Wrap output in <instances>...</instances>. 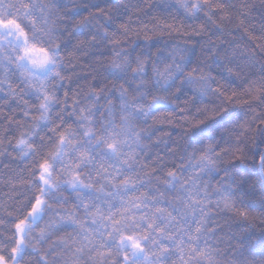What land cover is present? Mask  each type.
<instances>
[{
	"label": "clouds",
	"instance_id": "obj_1",
	"mask_svg": "<svg viewBox=\"0 0 264 264\" xmlns=\"http://www.w3.org/2000/svg\"><path fill=\"white\" fill-rule=\"evenodd\" d=\"M227 2L231 18L221 30L204 14L203 0H188L187 7L181 0H38L33 12L37 26L47 30L43 23L47 15L55 27L51 38L39 32L35 38L49 50L53 62L30 71L47 78L29 79L14 65H8L6 76L0 69V135L9 130L5 148L0 150L4 231L41 195L43 210L29 239L35 242L40 230L46 229L40 252L47 255L48 264H63L70 249L61 237L70 244L83 233L71 223L60 222L56 213L71 208L85 220L81 198L119 202L114 196L80 185L73 188L66 182L68 172L52 155L59 146L58 133L69 128L73 133L64 145L65 159H76L77 152L87 147L93 160L107 154L111 164H118L102 143H90L92 137L84 131L91 126L96 135L104 136L110 120L120 125L127 117L131 130L122 152L132 150L138 163L133 169L123 166L124 171L149 165L155 171L151 179L144 176L146 183L139 187L148 188L151 183L175 194L163 184L167 170L174 168L179 185L200 202L196 215L201 206L207 211L199 246L206 244L210 249L211 264H264V165L259 163L264 156V96L253 100L248 95L252 85L264 88V48H254L244 32L264 35V0ZM193 4H201V9L194 10ZM24 23L32 36V25ZM9 84L16 89L15 95ZM7 115L18 123L8 124ZM21 133L32 145L30 152L16 146ZM136 133L140 145L133 142ZM202 155L214 165L208 166ZM45 158L55 185L51 188L36 178L37 164ZM79 171L85 181L96 178L94 164H84ZM106 190L114 191L108 185ZM225 194L231 208L220 202ZM175 215L170 230L177 238L187 239L191 213L186 219ZM85 226L105 231L90 218ZM25 251L23 264H43L39 253Z\"/></svg>",
	"mask_w": 264,
	"mask_h": 264
},
{
	"label": "snow or ice",
	"instance_id": "obj_2",
	"mask_svg": "<svg viewBox=\"0 0 264 264\" xmlns=\"http://www.w3.org/2000/svg\"><path fill=\"white\" fill-rule=\"evenodd\" d=\"M38 0H0V69L6 76L8 65H14L22 73H26L29 79L44 80L46 76H40L30 69H44L53 62L49 50L36 42L35 33H42L43 36L51 38L54 31V21L50 22L47 15H44L43 23L47 30L37 26L33 12ZM181 4L187 7L188 0H181ZM194 10H200L201 4H193ZM204 14L209 22L223 30L225 20H229L231 5L227 0H203ZM43 12V8H41ZM101 9L97 8L99 13ZM24 21L32 25L33 35L30 36L26 30ZM121 27H126L121 25ZM246 38L253 43L254 48H264V35H256L244 30ZM163 76V74H162ZM166 78V77H165ZM3 83V80H0ZM9 91L15 95L16 89L9 84ZM90 91L95 92V89ZM248 95L253 99L264 96V88L252 85L248 89ZM68 98V92L64 93ZM49 97L45 95L44 101ZM41 108L46 111V104L41 103ZM84 113V109H81ZM25 117L29 113H24ZM88 120V116H82ZM5 120L8 124L18 123L14 117L7 115ZM107 132L104 136L95 134L94 129L89 126L85 128L84 135L92 137L90 143L103 144L107 153L112 159L119 161L118 164H111L109 155H104L99 161L93 160L87 147L77 152L76 159H65L67 150L64 148L66 142L71 141L73 135L71 129L59 131L58 147L52 153L55 159L61 161L62 166L68 172L69 179L66 181L75 188L80 185L83 188L95 191L97 194L114 196V200H103L99 203L91 202L89 199L81 198L82 207L86 213V219L81 220L71 208H64L58 211L56 216L60 222L71 223L80 228L83 233L79 240L72 239L71 243L61 237V241L70 249L69 254L64 256L63 264H82V258L86 257V264H202L207 261L211 264V252L207 245L199 246V239L204 231L207 211L201 206L200 215H196L197 201L190 190L179 185V178L174 168H169L165 173L166 179L163 184L167 189H174L175 194L166 192L160 187L148 184V188L141 189L139 185L146 183L143 179L148 176L151 179L155 171L149 165H143L139 171L125 172L123 166L133 169L138 162L135 160L134 152L129 150L126 154L122 152V146L128 143V133L131 125L128 118H123V123L116 125L114 120L108 122ZM4 135H0V150L5 148L4 141L8 138V129L5 128ZM28 136L31 133L27 134ZM164 135H167L165 132ZM133 142L141 144L138 133L134 134ZM16 146L32 150V145L25 134L21 133L16 140ZM25 153L22 150L21 155ZM124 159L121 160V156ZM201 160L208 166H213L207 155H202ZM107 162V163H106ZM94 164L96 178L89 177L85 181L79 169L84 164ZM259 163L264 165V156H261ZM179 167V165L177 166ZM50 163L47 158L41 159L37 164L36 178L42 185L49 188L54 187L51 179ZM159 182V178H157ZM106 185L113 189V192L106 190ZM148 189H152L149 191ZM45 189H40L41 193ZM80 197L81 193H77ZM99 200V195L97 196ZM225 208H231L230 198L225 194L220 201ZM44 201L41 195H36L31 202L30 208L23 216L17 215L6 231H0V264H23V258L28 253L26 249L39 253V259L43 264H48L47 255L40 252V242L46 240L47 230L41 229L38 239L30 241L29 236L32 226L35 224L37 215L42 212ZM179 205V206H178ZM107 206V211L105 207ZM176 213L181 219L192 216V223L189 225L187 239L184 235L177 238V235L170 230V226L176 221ZM243 216L245 213H239ZM9 216L12 213H8ZM31 218V219H29ZM87 218L93 225L99 224L105 229L100 233L98 229L87 228ZM4 221L0 220V226ZM182 229L177 228V232ZM99 236V239L97 237Z\"/></svg>",
	"mask_w": 264,
	"mask_h": 264
},
{
	"label": "trees",
	"instance_id": "obj_3",
	"mask_svg": "<svg viewBox=\"0 0 264 264\" xmlns=\"http://www.w3.org/2000/svg\"><path fill=\"white\" fill-rule=\"evenodd\" d=\"M6 111H8V109H5ZM19 118V117H17ZM0 231H4V227L3 226H0Z\"/></svg>",
	"mask_w": 264,
	"mask_h": 264
}]
</instances>
